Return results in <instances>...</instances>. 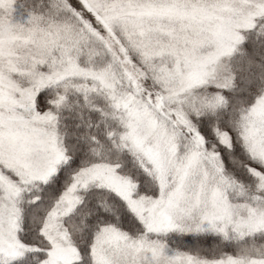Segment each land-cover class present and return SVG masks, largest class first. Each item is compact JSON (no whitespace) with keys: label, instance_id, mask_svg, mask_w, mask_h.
I'll return each instance as SVG.
<instances>
[{"label":"snow or ice","instance_id":"obj_1","mask_svg":"<svg viewBox=\"0 0 264 264\" xmlns=\"http://www.w3.org/2000/svg\"><path fill=\"white\" fill-rule=\"evenodd\" d=\"M0 264H264V0H0Z\"/></svg>","mask_w":264,"mask_h":264}]
</instances>
